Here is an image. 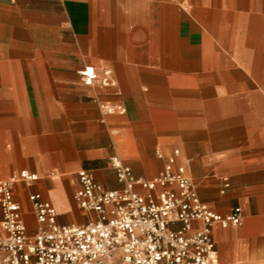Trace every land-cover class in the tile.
I'll list each match as a JSON object with an SVG mask.
<instances>
[{"label": "crops", "instance_id": "1", "mask_svg": "<svg viewBox=\"0 0 264 264\" xmlns=\"http://www.w3.org/2000/svg\"><path fill=\"white\" fill-rule=\"evenodd\" d=\"M232 7L230 0H0V179L21 169L40 175L33 187L16 188L29 231L38 224L30 191L54 204L61 224L85 223L96 214L75 201L80 170L120 189L113 155L154 179L167 161L157 149L179 148L203 202L222 214L244 209L242 225L214 229L221 264H264V46L256 78L239 59L249 49L233 46ZM223 31L234 59L218 42ZM86 65L100 75L111 70L116 84L86 85ZM238 68L254 79L235 82ZM102 103L127 111L106 115ZM248 103L261 105L247 128L258 139L245 154L219 150L218 130ZM224 176L231 187L223 194Z\"/></svg>", "mask_w": 264, "mask_h": 264}, {"label": "built area", "instance_id": "2", "mask_svg": "<svg viewBox=\"0 0 264 264\" xmlns=\"http://www.w3.org/2000/svg\"><path fill=\"white\" fill-rule=\"evenodd\" d=\"M80 74L89 86L116 84L111 70L100 75L86 65ZM101 109L106 115L127 111L122 104L102 103ZM157 155L167 161L154 179L137 176L121 155H113L111 166L124 184L120 189H108L90 171L80 170L75 201L96 214L85 223L61 224L54 204L40 191H30L38 223L33 233L16 188L33 187L40 175L21 169L0 179V264H221L214 229L242 225L243 207L228 214L214 211L201 200L188 165L179 161V148L168 155L157 149ZM230 187L224 176L221 192Z\"/></svg>", "mask_w": 264, "mask_h": 264}, {"label": "rangeland", "instance_id": "3", "mask_svg": "<svg viewBox=\"0 0 264 264\" xmlns=\"http://www.w3.org/2000/svg\"><path fill=\"white\" fill-rule=\"evenodd\" d=\"M215 1L218 5H221L229 0ZM230 1L233 4L232 10L234 15L232 16L234 27V39L232 40L233 46L235 50L239 52L242 48L249 49V54L244 57L239 56V59L243 60V63L248 67L251 75L258 78L261 69V50L264 46V0ZM222 21L223 27H225L226 21L231 22V19L228 17V20L224 18ZM218 42L226 54H228L233 59L236 58L233 55L236 53V51L232 49V46L228 49L226 48L228 47L226 46L227 43L230 41L226 38L225 31H223L222 34H219ZM237 70L240 72L236 73L233 70L235 82L246 83L254 79L253 76H251L245 70L241 68H238ZM250 85L253 84L250 83ZM260 106V104L258 105L256 103H248L243 105L241 110H239L237 113H234L235 119L228 120V124L230 125L229 128L226 130H218V134L214 137L216 147L219 150L233 147L236 150H239L241 154H245L242 153V151L248 150L251 140L258 139L257 136H248L247 128L253 127L257 124L255 117L258 113L262 112V110L259 109ZM219 126H222L221 122H219ZM183 154L186 155V158L188 157V153H183L181 151V156ZM188 161L191 163V158H188ZM33 232V230L30 231V233Z\"/></svg>", "mask_w": 264, "mask_h": 264}]
</instances>
